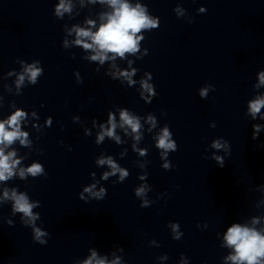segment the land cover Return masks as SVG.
I'll return each instance as SVG.
<instances>
[{"label": "clouds", "instance_id": "1", "mask_svg": "<svg viewBox=\"0 0 264 264\" xmlns=\"http://www.w3.org/2000/svg\"><path fill=\"white\" fill-rule=\"evenodd\" d=\"M90 4L99 3L101 5H107L111 11H106L100 13L99 19L101 23L96 26V21L92 19H86L85 23L87 27H81L79 25H73V27L68 31L69 35L75 34V39L71 42L72 45L78 46L87 51H91V55L84 56L83 59L91 62H99L103 65L105 61L116 60L117 57L125 58L126 53L135 54L140 51L139 42L144 40L145 37L142 35H137L141 33L142 30H153L160 26L159 18H153L148 15L147 5H142L136 3L135 5L129 3V0H88ZM81 6H84L83 0H81ZM72 4L66 3L65 0H59V4L55 5V16L63 19L65 13H71ZM199 11L201 13H206L207 9L205 7H200ZM177 16L184 15V9L177 7L175 9ZM192 19L189 20V23ZM96 30L93 31L92 29ZM69 42L65 39L63 42V47L68 48ZM111 53V55H109ZM145 55H147V50H145ZM75 56L73 55V59ZM142 58V57H140ZM23 64V61H21ZM131 64V61H129ZM112 68L116 69V65L113 64ZM97 72L99 69L96 70ZM137 69L133 68L132 71H120L116 69L115 72L109 75L113 80L123 77L129 84V86L135 84L136 82L132 77L136 74ZM44 74V69L41 65V61L35 60L32 63L23 64V71L17 75L15 80L16 88L19 90L25 85V80L32 86L39 83V78ZM76 74V72H74ZM145 75H149L147 72ZM153 77L149 75V79ZM77 83H82V78H79ZM264 86V70L259 71V82L254 85L255 88L259 89ZM141 87L143 92L141 93V98L147 103H151L152 99L158 95L154 86L149 84L147 80L141 81ZM209 89L215 91V86L212 84H207L206 87L199 89V96L202 99L208 98ZM144 92L150 94V99L144 97ZM43 107V105H41ZM264 108V95H257L255 99L247 101V112L246 115L251 117V120L255 121L257 119L264 121V113H261V109ZM28 112L17 108L12 114H10L6 119H0V181H8L13 178L17 173L14 171L17 166L21 163L19 159H14L16 157V151L5 152V149L13 145L15 141H19L22 146L28 147L31 144L29 140L28 132L21 130V122L26 121L28 117ZM33 116L36 115L35 111L31 113ZM161 115H166V113H161ZM74 120H79V117H74ZM47 126L51 127L52 117L46 118ZM119 127L124 128L125 125L131 129V133H136L134 139L139 140L140 135H138L141 124L140 120L129 113L126 109H121L119 112ZM148 121L152 123V126H156V120L154 115L148 116ZM96 121H93L95 126ZM107 127L104 124H100L99 127L101 131L99 132L96 143L100 144L105 140V137H110L116 140L119 144L120 137L116 136L115 130L117 128L116 117L114 113L109 112L107 116ZM211 127H215L213 122ZM252 139L256 140L259 136L261 128H264V124L254 123L252 125ZM127 131V129H126ZM85 135H89L88 130H85ZM173 133L170 131V126L165 124L161 129L159 135L155 137L156 148L161 150L160 156L165 160L163 168L165 170H172L174 165L168 162L167 156L169 151L175 152L178 150V145L175 140L172 139ZM61 143H63L61 141ZM215 149L224 148L227 153L230 154L231 146L229 141L225 140L223 137L214 140L211 145ZM71 151V147L68 148ZM147 151L142 150L140 155H146ZM219 167L223 168L225 166L223 158L214 157ZM98 165H108L111 172H105L101 177L107 180L109 176H114L119 173V180L115 183H123L125 178L128 177L129 173L125 169L121 168L117 163L114 162L111 156L101 158L97 160ZM19 177L26 180L30 175L33 178H38L43 176L47 178V172L41 163H32L31 166L27 168L19 169ZM93 175H95L93 173ZM145 179H147V173L145 174ZM96 184H92L88 187L83 188L84 193H88L96 200H103L107 195V189L102 187L99 191H94ZM151 189L148 185H142L134 189V195L142 199L140 203L141 208H148L156 201L151 203L146 198V194ZM79 198L84 199L83 193H79ZM159 199V197H157ZM11 200L12 212L13 214L22 213V224L26 227H31L33 241L39 243L40 245H46L50 234L46 230H42L40 227L36 226V221L40 219V213H34L33 208H40L41 202L39 200L30 202L29 197L23 193H18L16 189L9 190L5 188L3 191V201ZM7 224L12 225L10 222ZM261 223V217H253L250 223H239L232 222L230 226H227L226 231L223 233V242L219 245L221 248L229 249L230 251L226 256H224L223 264H264V227H258ZM171 229V236L173 240H180L183 237V232L181 231L179 222H168L166 225ZM197 227L200 228L201 225L198 223ZM206 227V225H205ZM150 245H155L159 247L156 240L149 241ZM118 251L123 252L122 247H115ZM91 255L77 264H123L122 258L116 256L113 260H108L107 255L98 256L96 249H90ZM115 255V253H112ZM161 260L168 259L166 254L159 257ZM180 264H188V258L181 253Z\"/></svg>", "mask_w": 264, "mask_h": 264}]
</instances>
